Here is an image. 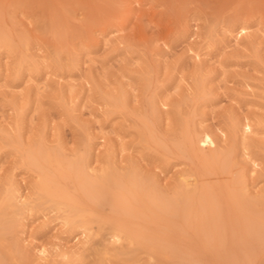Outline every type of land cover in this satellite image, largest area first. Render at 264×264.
<instances>
[{
  "label": "rangeland",
  "instance_id": "1",
  "mask_svg": "<svg viewBox=\"0 0 264 264\" xmlns=\"http://www.w3.org/2000/svg\"><path fill=\"white\" fill-rule=\"evenodd\" d=\"M0 264H264V0H0Z\"/></svg>",
  "mask_w": 264,
  "mask_h": 264
},
{
  "label": "bare ground",
  "instance_id": "2",
  "mask_svg": "<svg viewBox=\"0 0 264 264\" xmlns=\"http://www.w3.org/2000/svg\"><path fill=\"white\" fill-rule=\"evenodd\" d=\"M34 24V23H33ZM30 28V27H29ZM26 47V46H25ZM28 49V48H27ZM248 126V125H247ZM16 127V126H15ZM249 128H251L250 126H249ZM243 130V129H242ZM244 132H246V130L244 129ZM11 137H13V136H11ZM122 143V142H121ZM122 146V145H121ZM120 148V147H119ZM124 151V150H123ZM18 152V151H17ZM247 156V155H246ZM244 157H245V155H244ZM121 159V158H120ZM120 161V160H119ZM96 163V162H95ZM94 164V163H93ZM95 165V164H94ZM99 165V164H98ZM256 165V164H255ZM112 173V172H111ZM107 174H108V172H107ZM35 177V176H34ZM184 178V177H183ZM37 179V178H36ZM187 179H190V177L189 178H187ZM184 180V179H183ZM187 182V181H186ZM192 182V181H191ZM184 184V183H183ZM178 187V186H177ZM26 188V187H25ZM186 188V187H185ZM186 190V189H185ZM188 190V189H187ZM186 190V191H187ZM26 191H27V189H26ZM25 192V191H24ZM188 192V191H187ZM185 195H188V194H185ZM21 198H22V196H21ZM188 198V197H187ZM57 208L58 209H60V210H63V212L65 213V216L63 217V221H64V223L67 225V226H69L71 229H73V228H75V227H77L78 226V222L72 217V215H71V213H70V211H69V208H68V206L67 205H65L64 203H57ZM31 211L33 210V207L31 206L30 208H29ZM174 210V209H173ZM67 213V214H66ZM46 217V216H45ZM88 229V228H87ZM68 232V231H67ZM102 235V234H101ZM78 237V236H77ZM94 238H96V237H94ZM115 238L116 239H121V237L119 236V235H115ZM85 239V238H84ZM91 244V243H90ZM42 246V245H41ZM53 246V245H52ZM139 246V245H138ZM54 247V246H53ZM55 247L57 248V246L55 245ZM53 249V248H52ZM38 251H39V254H41V255H43V256H45L46 254H48V250H47V248L45 247V246H42V247H40L39 249H38ZM53 251H55V250H53ZM105 255H106V253H105Z\"/></svg>",
  "mask_w": 264,
  "mask_h": 264
}]
</instances>
